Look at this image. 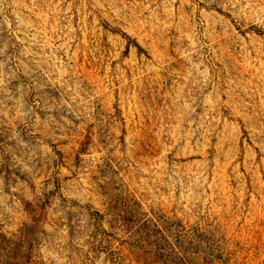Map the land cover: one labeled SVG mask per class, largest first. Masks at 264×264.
Returning a JSON list of instances; mask_svg holds the SVG:
<instances>
[{
    "label": "rangeland",
    "instance_id": "1",
    "mask_svg": "<svg viewBox=\"0 0 264 264\" xmlns=\"http://www.w3.org/2000/svg\"><path fill=\"white\" fill-rule=\"evenodd\" d=\"M0 264H264V0H0Z\"/></svg>",
    "mask_w": 264,
    "mask_h": 264
}]
</instances>
